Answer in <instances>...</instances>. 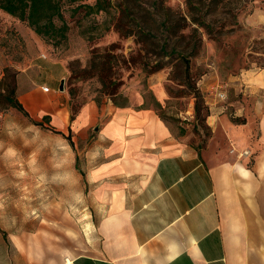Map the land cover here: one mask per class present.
Here are the masks:
<instances>
[{"label":"rangeland","instance_id":"rangeland-1","mask_svg":"<svg viewBox=\"0 0 264 264\" xmlns=\"http://www.w3.org/2000/svg\"><path fill=\"white\" fill-rule=\"evenodd\" d=\"M95 1L81 3L93 5ZM110 1V11L99 13H89L79 4H64V19L58 23L67 25L66 37L57 43L0 9V78L5 65L21 70L31 62L45 67L47 73L46 65L53 64L52 69L59 71L58 64L65 67L70 111L92 100L101 104L126 100L131 107L154 108L180 141L203 154L228 152L230 142L225 143L220 134L214 137L208 117L196 116V98L187 84L191 80L204 94L210 115L211 108H219L235 125L250 118L252 139L258 135L259 117L253 115V102L232 82L244 71L253 77L264 71V0ZM194 17L206 24L200 25ZM166 39L168 51L176 48L186 55L197 39L201 41L190 56L189 74L177 53L168 55L162 50ZM36 73L40 75V68ZM155 83L165 92L164 103L158 100ZM218 91H225L227 98L221 99ZM236 100L245 108L235 109L232 102ZM47 126L33 124L15 108L0 114V214L12 219L24 216L28 212L24 201L30 200L36 202L31 209L35 213L30 215L39 213L46 203L49 214L67 213L72 223L88 227L96 210L92 191L74 167L72 145ZM249 129L243 125L236 134L244 135ZM236 204L229 207L225 202L233 264H264V199Z\"/></svg>","mask_w":264,"mask_h":264},{"label":"crops","instance_id":"crops-1","mask_svg":"<svg viewBox=\"0 0 264 264\" xmlns=\"http://www.w3.org/2000/svg\"><path fill=\"white\" fill-rule=\"evenodd\" d=\"M55 65L59 71L52 64L47 73L31 62L22 68L19 98L34 119L50 115L52 126L72 133L74 167L96 210L88 227L67 213L49 214L46 203L30 215L36 208L30 200L24 216L0 214V264H233L225 202L264 199V71L256 77L244 71L232 82L250 96L259 117L254 139L250 118L243 124L250 129L237 135L243 125L211 108L214 137L231 145L215 155L180 141L152 107L92 100L71 120L70 98L61 89L65 67ZM159 85L154 88L164 103ZM232 105L245 108L239 100Z\"/></svg>","mask_w":264,"mask_h":264},{"label":"trees","instance_id":"trees-1","mask_svg":"<svg viewBox=\"0 0 264 264\" xmlns=\"http://www.w3.org/2000/svg\"><path fill=\"white\" fill-rule=\"evenodd\" d=\"M83 0H0V9L5 13L19 19L27 25L39 36H42L50 42L57 43L58 40L66 37L67 25H59L58 20L64 19L63 6L64 4H79L80 7H85L89 13H99L100 11L109 12L113 3L110 0H96L95 4H82ZM126 12L129 11L127 5L124 6ZM194 20L200 25H205V21L194 17ZM166 39L161 48L165 54H178L183 63L186 64V72L189 74L190 71V56L200 48L201 41L196 40L193 44L192 52L187 55L184 54L183 50L174 48L172 51H168L165 46L167 45ZM21 70L13 67L12 65H5L3 67V75L0 78V114L6 112L9 108H15L22 112L26 117L30 118L33 124L43 128L44 124H49L50 130H55L56 133L65 137L69 144L73 146L72 133H63L61 130L55 129L51 124L50 115H45L43 121L35 120L31 117L28 110L25 108L19 98L18 81ZM188 86L190 87L193 95L196 98L195 108L196 116L203 115V119H207L210 116V110L205 103L204 94H202L196 82L188 80ZM98 105H101V101H96ZM116 106H128L126 100L121 101L118 98L112 101ZM158 104V102H157ZM82 108L71 109V120L76 117L79 110ZM141 108V107H140ZM148 108V107H142ZM162 118V116L160 115ZM163 119V118H162ZM238 121L240 119H234ZM45 122V123H44ZM241 124L245 123V120H240Z\"/></svg>","mask_w":264,"mask_h":264},{"label":"built area","instance_id":"built-area-1","mask_svg":"<svg viewBox=\"0 0 264 264\" xmlns=\"http://www.w3.org/2000/svg\"><path fill=\"white\" fill-rule=\"evenodd\" d=\"M44 89L45 90H49L48 87H44ZM217 94L223 100H225L227 98V94L225 93V91H218ZM247 153H248V150H244V152L243 153H240L239 155L242 156V155L247 154Z\"/></svg>","mask_w":264,"mask_h":264},{"label":"water","instance_id":"water-1","mask_svg":"<svg viewBox=\"0 0 264 264\" xmlns=\"http://www.w3.org/2000/svg\"><path fill=\"white\" fill-rule=\"evenodd\" d=\"M64 84H65V82L62 81V84H61V89H62V90L64 89Z\"/></svg>","mask_w":264,"mask_h":264}]
</instances>
